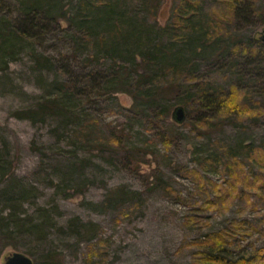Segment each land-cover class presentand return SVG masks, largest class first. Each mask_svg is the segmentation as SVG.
<instances>
[{"label": "rangeland", "instance_id": "1", "mask_svg": "<svg viewBox=\"0 0 264 264\" xmlns=\"http://www.w3.org/2000/svg\"><path fill=\"white\" fill-rule=\"evenodd\" d=\"M173 1L160 0L155 20L150 19L148 23L164 25ZM12 3L14 0L11 3L0 0V7L14 11V16L16 9ZM66 3L68 0H64L63 4ZM258 5L264 7V0H258ZM133 7L137 12L144 11L140 0ZM233 24L229 31L232 37L224 39L228 43L257 42L261 52L257 54L258 60L251 58L250 64L246 58L230 55L231 51L221 55L204 52L192 64L201 79L214 87L225 91L231 85L238 87L243 104L259 112L243 121L220 118L206 120L201 126L198 122L209 113L199 112L196 103L185 108L181 123L170 115L156 120L150 112L145 115L134 112L130 96L124 93L109 94L100 90L102 95L96 96L95 91L89 90L87 74L107 72L111 68L109 59H93L87 69L77 67L70 60L56 61L68 66L66 77L76 81L83 90L85 100L79 109L97 119L99 133L106 134L115 128L124 134L123 150L114 152L98 147L77 152L80 153L77 161L87 158L89 162L68 177L63 166L72 160L75 149L72 143H78L72 132L56 130L51 121L32 123L14 116V111L32 105L49 90L48 83L57 77L56 68L53 65L43 71L35 70L27 50L10 59L6 68L0 67V143L6 146L12 173L0 184V189L9 184H15L16 190L20 186L27 188L29 194L24 198L21 218L47 227L38 236L21 237L15 248L7 245L8 240L0 235V264L13 252L27 254L34 264H192L191 254L196 248L188 246L189 243L228 227L232 221L247 222L257 230L250 235L236 236L235 253L239 252L235 249L237 245L240 246L237 249L248 251L264 246V201L254 191L245 189L248 202L240 198L233 200L225 214L207 211L200 208L204 196L197 184L183 174V169H198L211 182L222 184L228 179L226 172L204 171L198 161L218 146H228L246 164L249 182L255 174H260L264 182V169L259 172L257 167L247 164L245 158L249 154L245 148L237 147L243 143L264 152V41L261 40L264 17L248 15ZM68 27L67 22L61 21L39 40L36 49L61 58L67 49L62 38ZM187 95L177 97L174 92L166 93L164 101L172 104L170 114L180 105L177 101ZM162 102L160 99L157 103ZM158 133L171 138L168 148L161 143ZM128 148L133 149L130 159L125 155ZM155 175L161 177L160 183ZM122 193L126 197L118 199ZM107 197L113 201L108 199L105 203ZM4 212L2 218L7 211ZM71 220L81 222L82 226L96 225L95 234L91 237L82 228L71 227ZM98 239L102 240V247L96 246ZM89 248L96 252L91 253L90 259Z\"/></svg>", "mask_w": 264, "mask_h": 264}, {"label": "trees", "instance_id": "2", "mask_svg": "<svg viewBox=\"0 0 264 264\" xmlns=\"http://www.w3.org/2000/svg\"><path fill=\"white\" fill-rule=\"evenodd\" d=\"M135 1L68 0L64 5V0H14V16V11L0 7L3 11L0 15V67L6 68L10 59L27 50L32 56L35 70L43 71L53 65L56 68L57 77L48 83L49 88L46 89L49 90L32 105L14 111V116L32 123L51 121L56 130L72 132L71 136L78 143H72L75 147L72 160L63 166L68 172L67 177L74 175L78 167L85 168L89 162L87 158L77 161L80 150L91 151V148L99 147L117 152L125 147L122 131L112 128L106 134L99 133L97 119L79 109L85 100L83 90L76 81L66 77L68 66L57 63L58 60H70L77 67L87 69L91 67L93 59H109L111 68L107 72L100 74L90 71L87 74L89 90L95 91L96 96L102 95L100 90L109 94L124 93L130 96L134 112L142 115L150 112L156 120L171 116L172 104L164 101L166 93L171 92L177 97L189 94L177 101L184 110L196 103L199 112L209 113L198 122L201 126L206 124V120L212 122L220 118H233L243 121L259 114L256 109L243 104L237 86L231 85L228 91L214 87L201 79L192 64L193 59L204 52H218L221 55L231 51L230 55L246 58L250 64L251 58L258 60L261 52L257 42L235 40L228 43V39H224L232 37L229 31L235 20L248 15L264 17V7L258 5V0H174L167 22L159 26L149 24L148 20H155L160 0H140L143 12H137L133 7ZM61 21L69 24L68 32L62 38L67 49L57 59L39 52L35 46ZM97 83L99 85L95 87ZM160 99L163 102L157 103ZM157 135L164 147L168 148L171 138L162 133ZM237 147L245 148L249 154L245 158L247 164L257 167L259 172L264 169V152L243 143ZM125 155L130 159L133 149L128 148ZM200 160L198 165L204 171H221L228 175L222 186L211 182L198 169H183L184 176L192 179L204 196L201 197L200 208L225 214L233 200L240 198L248 202L245 190L248 188L264 201V182L258 176L260 174H255L249 182L245 163L230 147L218 146ZM10 171L6 146L0 143V184L12 176ZM155 178L159 183L162 181L159 175H155ZM22 188L20 186L16 190L15 184H9L0 189V235L13 248L21 237L38 236L47 228L44 223L35 225L31 219L21 218L24 198L29 194L27 188ZM164 189L169 191L166 187ZM211 195L214 197L211 198ZM125 197L122 193L118 199ZM108 199L113 201L112 197H107L105 203H108ZM4 211L7 212L2 218ZM69 225L82 228L91 237L95 234L96 225L92 223L82 226L81 222L71 220ZM255 231L247 222L232 221L228 227L206 234L202 240L188 245L196 248L191 254L192 264H264V246L248 251L237 249L240 248L237 245L235 249L239 252L233 250L236 236L240 233L250 235ZM102 245V240L98 239L96 246ZM91 253L96 252L89 248V259Z\"/></svg>", "mask_w": 264, "mask_h": 264}, {"label": "water", "instance_id": "3", "mask_svg": "<svg viewBox=\"0 0 264 264\" xmlns=\"http://www.w3.org/2000/svg\"><path fill=\"white\" fill-rule=\"evenodd\" d=\"M261 39L264 41V35L261 36ZM171 117L177 123H181L185 119V111L181 105L174 107L171 113ZM3 264H34L33 260L24 253L13 252L8 254L3 259Z\"/></svg>", "mask_w": 264, "mask_h": 264}]
</instances>
